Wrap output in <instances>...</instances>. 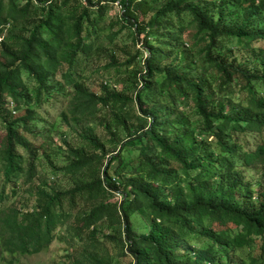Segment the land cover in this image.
<instances>
[{
  "label": "trees",
  "instance_id": "1",
  "mask_svg": "<svg viewBox=\"0 0 264 264\" xmlns=\"http://www.w3.org/2000/svg\"><path fill=\"white\" fill-rule=\"evenodd\" d=\"M250 170L264 181V0H0V262L60 240L68 264H264Z\"/></svg>",
  "mask_w": 264,
  "mask_h": 264
},
{
  "label": "rangeland",
  "instance_id": "2",
  "mask_svg": "<svg viewBox=\"0 0 264 264\" xmlns=\"http://www.w3.org/2000/svg\"><path fill=\"white\" fill-rule=\"evenodd\" d=\"M121 8L119 5H115L111 11V15L113 18H117V16L120 14ZM111 17V18H112ZM128 36V33H125L123 35V44L131 45V38ZM132 47V46H131ZM106 62L103 61L102 66L105 65ZM166 64H169V62H166ZM140 71V69H138ZM137 71L133 73L132 76L137 75ZM114 73H104V74H96L94 80H92L89 85L90 88L95 91H100V84L101 82L107 81L109 82V85L112 87L117 84V80L114 79ZM126 78V77H124ZM123 78V80H125ZM133 79V77H131ZM118 90L123 89V84L120 83V85L116 86ZM125 88V87H124ZM73 130H68L67 128H63L62 131L54 136V143L57 146H61L63 144V139H66L71 142L70 137H74ZM51 158V157H50ZM54 160L51 158V160H47L43 158V162L41 165L42 171L46 172L47 179L49 182L59 188V189H69L73 185H75L76 179L69 177V176H61L59 179L52 177L55 173L53 171L56 166H62L64 164V159L62 156L54 157ZM247 178L251 180L254 184V187L256 189V186L261 184L263 181L262 174H259L258 171L250 170L247 172ZM133 227L134 232L136 235L145 234L148 231V227L146 222L143 220V217L140 214H136L133 217ZM74 250L73 243L70 241H60L57 240L53 243V245L50 247L49 250L42 252L40 254L35 255H4L3 261L0 262V264H8L9 261H11L13 264H68L72 260V253Z\"/></svg>",
  "mask_w": 264,
  "mask_h": 264
}]
</instances>
